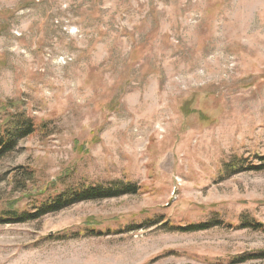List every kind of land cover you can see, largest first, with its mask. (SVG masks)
<instances>
[{"label":"rangeland","instance_id":"obj_1","mask_svg":"<svg viewBox=\"0 0 264 264\" xmlns=\"http://www.w3.org/2000/svg\"><path fill=\"white\" fill-rule=\"evenodd\" d=\"M18 121L35 131L0 156V216L89 186L141 189L0 224V264L264 252L263 232L169 228L264 224V171L227 169L264 156V0H0V137Z\"/></svg>","mask_w":264,"mask_h":264},{"label":"trees","instance_id":"obj_2","mask_svg":"<svg viewBox=\"0 0 264 264\" xmlns=\"http://www.w3.org/2000/svg\"><path fill=\"white\" fill-rule=\"evenodd\" d=\"M22 123V124H21ZM17 122L16 125V132H7V137H0V156L5 154L6 152L11 151L14 148L17 137L26 136L34 133L35 126L32 122L23 121ZM260 161L259 165H249V167L244 168L245 166L242 165V161H234L232 164H229L227 169L228 171H237L238 168H242L244 171H256L261 172L264 171V156H259L257 158ZM244 163V162H243ZM23 175L32 176V172L28 170H24ZM31 179V178H30ZM140 187L135 184H128L124 182H115L110 187H103V186H89L84 189H80L79 191H70L67 193L59 194L56 196L51 203H44L41 205L34 204L36 207L35 212H10L3 214L0 216V224H21L32 222L41 219L42 217L60 212L64 209H67L77 203L87 202V201H99V200H107V199H115L120 198L126 195H137L140 192ZM162 222H158L154 225L160 224ZM168 225V224H165ZM216 226H226L227 228H235V229H249L255 232H263L264 233V224L251 220L249 218H244L239 226H234L230 223H225L223 221H212V222H200V223H192L185 226L181 225H173L169 226V228L173 231H179L182 233H194V232H201V231H208ZM145 227L143 226H136L132 229H139ZM90 235H103L101 232H97L95 230L90 231ZM255 260H264V252H259L256 254H245L243 256L236 257L233 260L234 264H244L249 261Z\"/></svg>","mask_w":264,"mask_h":264}]
</instances>
